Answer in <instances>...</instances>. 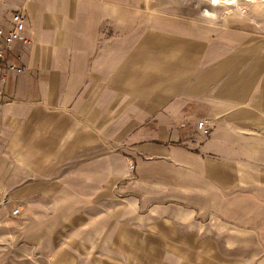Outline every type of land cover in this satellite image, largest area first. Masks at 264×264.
<instances>
[{
	"label": "crops",
	"instance_id": "crops-1",
	"mask_svg": "<svg viewBox=\"0 0 264 264\" xmlns=\"http://www.w3.org/2000/svg\"><path fill=\"white\" fill-rule=\"evenodd\" d=\"M15 12L26 41L0 61V212L40 204L44 226L87 219L104 245L114 234L201 235V218L240 219L243 200L256 218L264 63L241 69L191 35L178 50L172 21L130 35L128 11L109 0H0V29ZM130 219L145 231H125Z\"/></svg>",
	"mask_w": 264,
	"mask_h": 264
},
{
	"label": "rangeland",
	"instance_id": "rangeland-1",
	"mask_svg": "<svg viewBox=\"0 0 264 264\" xmlns=\"http://www.w3.org/2000/svg\"><path fill=\"white\" fill-rule=\"evenodd\" d=\"M109 1L128 11L130 35L140 31L141 21H172L178 50L185 42L183 37L191 35L194 43L223 46V57L234 58L241 69H248L249 62L264 63V0ZM205 43L194 44L200 51L195 57L202 56ZM194 131L198 133L196 127ZM129 167L132 172L134 165ZM126 203L114 204L113 211L131 209ZM240 207V219H217L212 214L201 218L197 224L201 235L114 234L112 244L104 245V238L98 243V237L89 235L87 219L50 220L46 227L40 204H2L0 264H264V203L257 205L256 218L254 214L250 218L247 201ZM13 209H18V214H11ZM125 213L134 218L141 214L132 210ZM138 224L130 219L125 231H145L135 230ZM113 231H118L116 226Z\"/></svg>",
	"mask_w": 264,
	"mask_h": 264
},
{
	"label": "built area",
	"instance_id": "built-area-1",
	"mask_svg": "<svg viewBox=\"0 0 264 264\" xmlns=\"http://www.w3.org/2000/svg\"><path fill=\"white\" fill-rule=\"evenodd\" d=\"M13 26L9 30L0 29V61L3 59L4 53L12 49L13 45L17 42H25L26 35L24 33V23L20 12H15L12 16ZM0 65V69H1ZM9 69H15L13 65L8 66ZM17 70H20L16 68ZM2 93L0 91V98ZM195 127L200 135H207L209 127L204 120L197 121ZM18 209H13L11 214H18Z\"/></svg>",
	"mask_w": 264,
	"mask_h": 264
}]
</instances>
